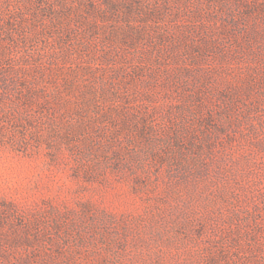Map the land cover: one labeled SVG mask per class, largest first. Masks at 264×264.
<instances>
[{
	"label": "rangeland",
	"instance_id": "374dc122",
	"mask_svg": "<svg viewBox=\"0 0 264 264\" xmlns=\"http://www.w3.org/2000/svg\"><path fill=\"white\" fill-rule=\"evenodd\" d=\"M0 264H264V0H0Z\"/></svg>",
	"mask_w": 264,
	"mask_h": 264
}]
</instances>
